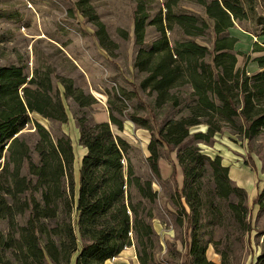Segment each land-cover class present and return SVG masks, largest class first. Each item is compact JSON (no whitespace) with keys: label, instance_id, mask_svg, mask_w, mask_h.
Returning <instances> with one entry per match:
<instances>
[{"label":"trees","instance_id":"trees-1","mask_svg":"<svg viewBox=\"0 0 264 264\" xmlns=\"http://www.w3.org/2000/svg\"><path fill=\"white\" fill-rule=\"evenodd\" d=\"M184 1L200 5L204 14L184 8ZM261 1L161 0L156 8L150 0H137L133 68L141 79L130 82L131 90L116 86L107 92L110 121H96L94 95L59 72L55 56L70 62L60 49L38 60L32 73L23 65L0 66V264H72L76 252L75 264H105L132 245L140 264H162L156 260L161 191L155 184L185 229L180 239L187 264H213L206 258L208 225L231 224L242 240L245 234L250 238L247 190L232 180L221 155L204 153L200 143L214 144L225 129L249 146L264 137V55L255 58V73L238 66L239 38L230 33L236 22L253 20L260 26L255 35L264 36V15L256 10ZM75 8L96 26L100 47L115 55L118 44L89 0ZM150 28L156 32L152 40ZM118 32L130 40L128 30ZM64 98L75 106L79 143L87 149L78 195L72 139L53 127L69 120ZM134 98L136 105L129 107ZM126 120L151 134L148 175L136 171L135 148L111 127L123 130ZM30 124L35 130L28 140L22 133ZM199 125L207 130L191 131ZM173 152L184 176L181 187ZM162 158L173 167L168 179L161 174ZM253 204L264 209V188ZM258 262L264 264V252Z\"/></svg>","mask_w":264,"mask_h":264},{"label":"rangeland","instance_id":"rangeland-1","mask_svg":"<svg viewBox=\"0 0 264 264\" xmlns=\"http://www.w3.org/2000/svg\"><path fill=\"white\" fill-rule=\"evenodd\" d=\"M79 0H0V66L23 65L28 73H32L38 60L47 55L55 56L60 49L62 55L70 62L58 60V70L75 77L77 83L96 98L92 108V116L96 121H101L104 114L109 112L107 101L108 91L113 87L123 86L132 89L130 82H138L141 75H137L133 68L136 47L133 39V12L137 0H89L94 6L100 20L105 24L111 38L118 44L115 55L108 54L100 47L94 35L96 26L89 21L79 10L75 3ZM161 0H150L157 8ZM183 7L191 11L204 14L203 8L193 2L184 1ZM257 13L264 15V0L256 7ZM253 20L239 23L230 29V33L239 38L236 44L238 66L246 67L249 73L260 70L255 58L264 55V36L255 35L259 29ZM123 28L130 32V40H124L118 29ZM156 36L150 28L148 40ZM261 47V48H260ZM61 55V53H60ZM60 57H63V56ZM246 57H249L246 63ZM74 64L75 69L71 65ZM142 98L152 103V97L140 91ZM69 120L59 128L69 134L75 151V173L81 165L83 146L79 143V129L73 115L75 106L70 99L64 98ZM136 105V98L129 101ZM146 113V111H141ZM35 119L52 128L51 123L38 114ZM164 114L159 115L163 119ZM114 133L125 138L133 145L132 161L140 175H148L149 168L146 157L149 154L148 143L150 132L138 127L134 122L126 120L124 129L120 130L111 125ZM34 127L27 126L22 135L28 140L33 138ZM206 125L195 126V131H206ZM214 144L200 143L202 151L212 157L221 155L224 165L230 167V177L239 186L244 187L249 194L248 209L252 232L250 238L231 225L204 227L205 239H211L206 250V258L213 264H263L258 262V257L264 252V209L253 204V199L264 188V137H259L248 145L246 140L233 134L229 129L215 135ZM177 168V180L180 187L183 185L184 176L181 166L176 160V154H171ZM160 169L163 176L168 179L173 167L165 158L160 160ZM183 177V178H182ZM161 191V197L155 206L156 218L154 227L159 234V245L156 260L162 264H187L188 255L186 247L180 238L185 235V229L176 224L175 213L171 203H167L164 189L155 184ZM188 208V206H187ZM190 211V209L188 208ZM190 233V232H189ZM179 237V238H178ZM77 252L73 256V262ZM108 264H140L135 245L127 247Z\"/></svg>","mask_w":264,"mask_h":264},{"label":"crops","instance_id":"crops-1","mask_svg":"<svg viewBox=\"0 0 264 264\" xmlns=\"http://www.w3.org/2000/svg\"><path fill=\"white\" fill-rule=\"evenodd\" d=\"M102 121H110L109 112H107V113L104 114V118H102L100 122H102ZM86 152H87V149L83 147V156H82V158L84 157V155L86 154ZM81 161H82V159H81ZM168 176H169V171H168L167 176H163L162 175V177L164 179H166ZM75 177H76V192H77V195H78V190H79V171H78V175L75 173ZM75 259H76V257H75ZM110 260H107L105 264H108V261H110ZM74 264H75V260H74Z\"/></svg>","mask_w":264,"mask_h":264},{"label":"water","instance_id":"water-1","mask_svg":"<svg viewBox=\"0 0 264 264\" xmlns=\"http://www.w3.org/2000/svg\"><path fill=\"white\" fill-rule=\"evenodd\" d=\"M176 154V153H175Z\"/></svg>","mask_w":264,"mask_h":264}]
</instances>
